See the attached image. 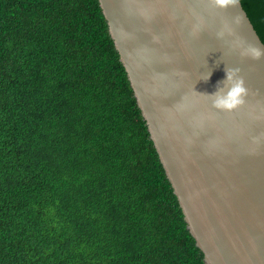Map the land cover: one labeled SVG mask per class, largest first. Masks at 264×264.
<instances>
[{
    "label": "trees",
    "instance_id": "16d2710c",
    "mask_svg": "<svg viewBox=\"0 0 264 264\" xmlns=\"http://www.w3.org/2000/svg\"><path fill=\"white\" fill-rule=\"evenodd\" d=\"M0 264H205L99 0H0Z\"/></svg>",
    "mask_w": 264,
    "mask_h": 264
},
{
    "label": "water",
    "instance_id": "95a60500",
    "mask_svg": "<svg viewBox=\"0 0 264 264\" xmlns=\"http://www.w3.org/2000/svg\"><path fill=\"white\" fill-rule=\"evenodd\" d=\"M99 3L205 264H264V55L243 54L264 43L241 0ZM237 69L244 104L216 107Z\"/></svg>",
    "mask_w": 264,
    "mask_h": 264
},
{
    "label": "clouds",
    "instance_id": "9594fccd",
    "mask_svg": "<svg viewBox=\"0 0 264 264\" xmlns=\"http://www.w3.org/2000/svg\"><path fill=\"white\" fill-rule=\"evenodd\" d=\"M236 2L237 0H215V5L220 8H227L229 6H235ZM193 31L195 32L196 29L194 28ZM243 54L251 55L253 59H259L261 55H264V50L255 46H251ZM237 71L238 69L226 74V79L230 82L226 98L219 101L216 104V107L230 111L244 104V98L248 94V89L245 86L243 78L235 76ZM232 81L235 82L233 83Z\"/></svg>",
    "mask_w": 264,
    "mask_h": 264
}]
</instances>
